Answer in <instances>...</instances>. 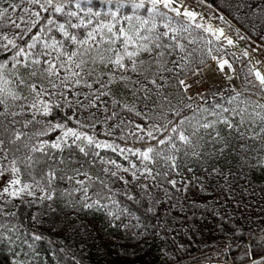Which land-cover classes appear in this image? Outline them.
Segmentation results:
<instances>
[{
    "label": "snow or ice",
    "instance_id": "6c2138e0",
    "mask_svg": "<svg viewBox=\"0 0 264 264\" xmlns=\"http://www.w3.org/2000/svg\"><path fill=\"white\" fill-rule=\"evenodd\" d=\"M100 3L99 9L94 0H4L6 6H0L5 264H35L36 242L43 239L23 225L17 201L36 206L34 222L55 213L57 201L103 210L110 226L119 221L137 239L140 229L148 228L142 220L155 215L178 185L187 190L197 166L207 176L227 179L232 169L217 166L227 152L245 179L264 172V0L228 5L247 9L255 39L239 28L234 39L182 0ZM218 18L227 23L223 15ZM193 29L207 36H194ZM238 41L249 46L241 48ZM225 45L247 58L246 86L230 84L227 94L215 78L236 76ZM256 95L260 99H253ZM98 126L115 139H101ZM101 150L122 162L105 158ZM205 259L229 264L226 251L217 252L214 261ZM241 264H264V228L250 233Z\"/></svg>",
    "mask_w": 264,
    "mask_h": 264
},
{
    "label": "trees",
    "instance_id": "16d2710c",
    "mask_svg": "<svg viewBox=\"0 0 264 264\" xmlns=\"http://www.w3.org/2000/svg\"><path fill=\"white\" fill-rule=\"evenodd\" d=\"M196 1L212 19L219 20L220 27L234 39L236 28L241 29L242 34L256 38V33L250 31L251 25L245 19L247 9L237 11L235 7L228 6L237 0ZM249 2L255 5L261 0ZM94 3L98 9L104 7L100 0H94ZM0 6H6L4 0H0ZM221 15L227 23L218 18ZM193 35L202 37L207 33L193 29ZM242 42L249 46L248 41ZM213 46H217L214 39ZM227 53V58L236 68V76L232 81L216 84L225 94L230 91V84L246 86L243 81L246 57L235 54L239 59H234L231 51L227 50ZM194 99L200 102L198 97ZM212 99L208 95L205 102L211 105ZM253 99H260V96H253ZM97 133L101 139L108 138L99 126ZM108 139H115V135ZM116 142L121 146L124 144L123 141ZM127 143L131 147L132 139L129 138ZM101 155L122 162V158L109 150H101ZM217 166L225 172L230 167L233 175L227 179L215 174L207 176L197 166L195 177L191 182L186 181L187 190L178 185V190L169 192L170 198L161 201L155 215L149 214L142 220L148 228H141L142 236L137 239L127 234L119 221L116 222L117 227L110 226L103 210L82 209L78 204L73 207L57 201L53 205L57 209L55 213L38 216L34 222L31 216L37 215L36 206L29 207L27 203L17 201L23 225L29 231L34 229L43 234V239L36 242L39 258L35 264H202L208 263L205 257L214 261L217 252L225 251L229 264H241L243 248L249 241L250 233L264 228V172L250 173L249 179H245L244 173L238 171L234 155L230 156L227 152ZM113 186L121 188L119 183ZM153 195L162 197L163 194L154 191ZM132 222L135 223L134 220ZM228 244L232 245L230 250L226 249ZM5 254L0 252V264H5Z\"/></svg>",
    "mask_w": 264,
    "mask_h": 264
},
{
    "label": "rangeland",
    "instance_id": "374dc122",
    "mask_svg": "<svg viewBox=\"0 0 264 264\" xmlns=\"http://www.w3.org/2000/svg\"><path fill=\"white\" fill-rule=\"evenodd\" d=\"M182 3H184V4H185L186 6H188V7H191V8H193V9H195L197 12L201 13L202 16L204 17V21H205V22H211V23L214 24L215 26L220 27V25H221L220 21L217 20V19H212L208 14H206V13L201 9L200 5H198V2H197L196 0H182ZM245 48H247V46H246ZM231 50H232V52L236 53L237 56H239V57L242 56V52L239 53V52L236 51V49H234V48H231ZM242 57H243V56H242ZM246 59H247V58H246ZM216 74H218L217 76H220V77L224 76L222 73H216ZM216 74H215V75H216ZM205 76H206V79H207V75H205ZM215 78H216V80H218V78H217L216 76H215ZM201 90L203 91V89H201ZM0 183H2V182H0Z\"/></svg>",
    "mask_w": 264,
    "mask_h": 264
},
{
    "label": "built area",
    "instance_id": "2783aa9c",
    "mask_svg": "<svg viewBox=\"0 0 264 264\" xmlns=\"http://www.w3.org/2000/svg\"><path fill=\"white\" fill-rule=\"evenodd\" d=\"M206 75V74H205ZM218 74H216L215 76L218 78V80H216V83H220L223 81V78L220 77V76H217ZM205 79H206V76H205Z\"/></svg>",
    "mask_w": 264,
    "mask_h": 264
},
{
    "label": "water",
    "instance_id": "95a60500",
    "mask_svg": "<svg viewBox=\"0 0 264 264\" xmlns=\"http://www.w3.org/2000/svg\"><path fill=\"white\" fill-rule=\"evenodd\" d=\"M239 45L241 46V48H244V45L242 43H239ZM241 52V51H238Z\"/></svg>",
    "mask_w": 264,
    "mask_h": 264
}]
</instances>
